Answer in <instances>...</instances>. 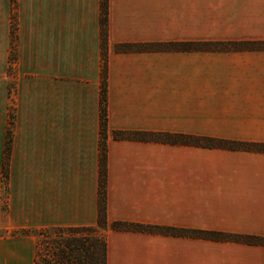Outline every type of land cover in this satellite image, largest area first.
Returning a JSON list of instances; mask_svg holds the SVG:
<instances>
[{
	"label": "crops",
	"instance_id": "1",
	"mask_svg": "<svg viewBox=\"0 0 264 264\" xmlns=\"http://www.w3.org/2000/svg\"><path fill=\"white\" fill-rule=\"evenodd\" d=\"M16 4L12 42L0 0V264H34L24 231L96 226L102 71L106 264H264V0H108L105 36L100 0Z\"/></svg>",
	"mask_w": 264,
	"mask_h": 264
},
{
	"label": "trees",
	"instance_id": "2",
	"mask_svg": "<svg viewBox=\"0 0 264 264\" xmlns=\"http://www.w3.org/2000/svg\"><path fill=\"white\" fill-rule=\"evenodd\" d=\"M107 14H108V0H100V25L102 35L106 34L107 27ZM251 45V43H250ZM252 45H256L252 43ZM264 47V42L260 43ZM105 70V69H104ZM106 129V87H105V71H102V84L100 90V131H101V143H100V157H99V197H98V216L96 228L105 229L107 226L106 219V204H105V181H106V147L103 141L105 137ZM11 137L10 133L6 135L5 152H4V171L3 176L7 177L8 160L10 152ZM196 143L202 146H211L210 139L198 138ZM113 230H128L137 232L158 231V227L145 226L140 224H126L122 222H113L111 224ZM55 229L61 230V227ZM70 230L83 229L82 227H69ZM90 231V240L76 239L70 244L73 250L60 252H38L36 246V252L34 254V264H106V241L104 236L99 235L94 231V227H86ZM169 231V229H167ZM28 231V230H27ZM24 231L22 233H27ZM190 234L193 237H207L212 239H224L230 241H244L249 243L258 242L257 238L251 236H239L231 234H220L214 232L204 231H191ZM67 248V247H66Z\"/></svg>",
	"mask_w": 264,
	"mask_h": 264
},
{
	"label": "rangeland",
	"instance_id": "3",
	"mask_svg": "<svg viewBox=\"0 0 264 264\" xmlns=\"http://www.w3.org/2000/svg\"><path fill=\"white\" fill-rule=\"evenodd\" d=\"M16 0H10V35H11V41L14 42L15 40V31H16ZM13 47L11 45V51H10V56L8 59V64L5 65L6 69V75H14L16 74V67L14 66V61H15V53H13ZM13 86V85H12ZM11 84H8L9 92L10 88L12 87ZM9 96V95H8ZM7 96V97H8ZM7 122L8 124H12L13 122V117H14V103H13V98L10 100V105L7 106ZM8 133L11 134V130L6 129ZM179 137L177 135H172L164 132L159 133V142L160 144H170V143H175L178 140ZM182 141V139H180ZM8 170V169H7ZM3 171H4V162L2 161V167H1V185L6 189V182H7V177L5 178L3 176ZM8 172V171H7ZM146 226V225H145ZM89 227V226H88ZM95 229L94 231L97 232L99 235L104 236L105 238V229L102 228H96V226H93ZM156 228V226H152ZM158 231H153V233H158V234H167L168 232H172L171 229L169 231L167 230L168 228L166 226H157ZM56 228V227H55ZM55 228H48V229H36V230H28L27 233L32 235L35 238V244L37 246L38 252H60L61 250L65 251H70L73 250L74 248L70 246L71 243L74 242L76 239H85V240H90V231L86 229V227H82L83 229L79 230H70L69 227H61V230H57ZM196 231V230H195ZM193 237V236H192ZM67 247V248H66ZM73 248V249H72Z\"/></svg>",
	"mask_w": 264,
	"mask_h": 264
}]
</instances>
